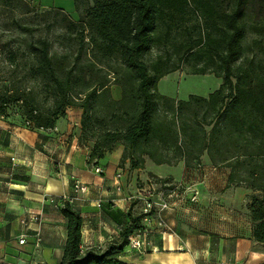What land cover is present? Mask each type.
I'll list each match as a JSON object with an SVG mask.
<instances>
[{"label": "trees", "instance_id": "16d2710c", "mask_svg": "<svg viewBox=\"0 0 264 264\" xmlns=\"http://www.w3.org/2000/svg\"><path fill=\"white\" fill-rule=\"evenodd\" d=\"M73 1L80 20L61 14L56 22L64 29L60 35L69 48L56 53L47 36H37L13 44L6 52L14 68L19 65L18 55L25 59V76L38 89L22 87V82H14V87L4 85L0 88V116L9 119L18 114L29 128L51 129L68 108H80L78 141L81 145L92 141L88 162L94 165L117 143L123 146L121 164L127 159L131 169L141 167L145 155L159 164L172 163L175 157L187 167H197L204 151L215 162V151L221 164L230 167L226 186L244 182L253 192L247 196L245 208L252 238L264 244V91L235 86L231 66L242 51L245 20L250 15L264 16V0ZM20 3L0 0L8 6ZM192 15L202 19L207 32L196 38L189 35L181 43L177 59L182 62L201 46L198 58H205L204 64L191 73H205L210 63L222 82L207 96L189 94L175 100L156 88L160 78L178 66H168L169 55L150 64L144 55L167 41L172 28L184 26ZM17 28L32 35L33 28L28 25L17 24ZM84 55L87 58L82 62ZM111 60L131 85V89H121L118 100L111 95L106 74H99L103 64ZM108 70L117 72L112 67ZM160 105L170 111L169 120L155 116ZM198 109L203 110L202 120L211 114L207 133L201 124L181 121L183 112L196 117ZM227 119L230 124L225 132L222 121ZM178 135L184 136L183 143ZM169 149L173 156L165 153ZM59 211L65 219V243L60 261L54 264H126L119 257L128 236L139 227L140 215L133 217L128 211V222L105 247L82 249L80 212L66 201Z\"/></svg>", "mask_w": 264, "mask_h": 264}, {"label": "crops", "instance_id": "0c3cea01", "mask_svg": "<svg viewBox=\"0 0 264 264\" xmlns=\"http://www.w3.org/2000/svg\"><path fill=\"white\" fill-rule=\"evenodd\" d=\"M114 88L111 95L118 100L121 89ZM81 112L77 107L68 108L51 129L29 128L25 122L19 127L0 116V158L6 157L10 166L0 173V264L60 261L65 243L60 201L63 195L73 193L74 180L88 186L72 204L82 217V249L105 246L128 222L129 195H121L114 186L119 170L115 165L123 146L114 145L97 164L102 172L95 173L87 164V149L78 141ZM87 145L90 150L92 141ZM179 173L183 177L176 182L186 191L165 213L170 233L163 240L153 239L157 247L153 252L121 254L119 258L126 264H264V244L251 236L244 194L225 188L229 172L225 171V184L218 186L211 183V176L205 180L207 173L217 176L214 166H184ZM197 173L203 181L193 176ZM29 213L38 220L28 224L26 242L19 244L23 230L19 220ZM36 230L41 237L39 245H35Z\"/></svg>", "mask_w": 264, "mask_h": 264}, {"label": "rangeland", "instance_id": "374dc122", "mask_svg": "<svg viewBox=\"0 0 264 264\" xmlns=\"http://www.w3.org/2000/svg\"><path fill=\"white\" fill-rule=\"evenodd\" d=\"M61 14L67 15L75 21L80 20L79 13L75 9L73 0H21L20 4L14 6L0 4V88L4 85H8V83L9 86L14 87V82L18 84L22 82V87H33V89H38V85L32 81H28L25 76L26 70L23 67L25 59L18 55L17 60L19 65L17 68H14L8 63L6 52H8V49L11 48L13 44L15 45L18 42L23 43V41H28L37 36H47L53 44L52 50L56 53L62 52L65 48H69L65 47L66 39L60 35L64 32V29L56 23L59 18L62 17ZM245 21L246 32L240 41L242 51L240 56L231 64L233 73L232 82L239 88L254 90L263 89L264 91V16L255 18L253 15H250ZM17 24L32 27V35L20 32L17 28ZM206 32L207 29L204 27L202 19L195 18L192 15L184 26L172 28L167 41L154 46L144 55L147 64L152 63L157 57L166 58L169 55L170 61L168 62V66H178L175 71L164 75L160 79L156 88L159 93L167 95L175 100H183L186 99L189 94L207 96L208 93L218 88L222 82V78L214 71L213 64L209 63L207 65V71L205 73H191L193 69L201 67L204 64L203 60H205V58H198L201 46L195 48L194 52L188 54L186 59L182 62L177 59L181 43L186 41L189 35L192 38H196L198 35L206 34ZM70 55L73 56L71 53ZM71 56L70 59H72ZM86 58L87 56L84 55L82 57V62H84ZM108 67H112V71L117 70V72L108 73ZM99 74H106V77L109 79V89H115L114 87L118 89H131V85L123 78L124 72L113 60L105 62ZM198 110L196 117L192 116L190 112H183L181 121L187 119L192 125H195L193 122L201 124L207 133L212 124L210 121L211 114H208L205 119L202 120L201 116L203 110ZM155 116L160 119L169 120L171 118V113L160 105L157 111H155ZM178 120L181 122L180 119ZM9 121L19 127H22L21 124H24L20 121V115L18 114H11ZM229 124L230 122L228 119L225 122L222 121V126H225V132L227 131L226 125ZM262 125H264V119ZM26 126L28 127V125ZM245 135L249 136L250 134L247 133ZM178 137L182 139L181 143H183L184 136L178 135ZM224 139L226 140L225 136ZM256 139L259 140L257 137ZM83 146L89 153L90 151L87 143L83 144ZM227 148L230 149L229 144L226 145L224 149L227 151ZM166 152L170 156L174 155L170 149L166 150L165 153ZM213 153L215 162L212 163L208 154L204 151L200 157L199 166L205 168L214 166L217 168V176L214 177L213 174L208 175L207 173L205 180L207 176H211L212 178L209 179L211 183H217L218 186L220 184H225V171L227 170L230 172V167L226 166V164H221L219 161L220 155L218 156V153L215 151ZM172 159V163L159 164L145 155L143 165L131 169L128 166L127 159L121 164L120 157L118 163L115 165L116 171L119 169L118 171L121 173L118 192L121 193V195L124 194L125 197L129 195L127 200L130 203L128 211L133 217L140 215V206L133 195H136L139 190L144 194L147 191L145 188L147 187L146 184H148V181H165V179H169L168 182H176L177 179L183 177V175L179 173L184 169L185 165L183 161L175 160V157ZM87 164L89 166H94L93 162H87ZM199 166L192 168H198ZM9 168L10 166H8L7 158L4 156L1 157L0 173L8 171ZM3 176L8 177L7 175ZM193 176L197 177V180H204L201 178L202 175H200V173ZM245 184L244 182H239L238 185H236L234 182L229 188L237 191L236 193L239 192L240 194H244L243 196L247 202V196L253 192L246 188ZM142 188H144V190H141ZM225 188H227V186ZM224 190L225 189L221 191ZM117 233H119V230ZM115 238L116 237L112 238L110 242L115 240ZM128 255L133 256L136 254L131 253ZM122 256L124 255L122 254Z\"/></svg>", "mask_w": 264, "mask_h": 264}, {"label": "built area", "instance_id": "2783aa9c", "mask_svg": "<svg viewBox=\"0 0 264 264\" xmlns=\"http://www.w3.org/2000/svg\"><path fill=\"white\" fill-rule=\"evenodd\" d=\"M27 125V122H26ZM95 173H101L102 169L99 165L92 166ZM120 171L115 174V189L119 190ZM146 192L143 194L139 190L136 195L137 203L140 206L139 227L136 228L127 239V243L123 248L122 254L128 255L134 253L138 256L148 252L157 250L153 245V239H165V236L170 233L169 225L166 222L165 213L175 206V199H178L186 191L184 185L180 182H168L164 180L148 181L146 184ZM171 187V188H170ZM73 193L71 195H63L60 205L63 201L73 204L79 194H85L88 191V186L79 180H74L72 183ZM141 190H144L142 188ZM198 192L195 190L194 194ZM194 197H192L193 199ZM37 215L29 213L27 217L19 220L22 227V232L18 237V243L26 242V230L30 222H36ZM35 245H39L41 241L40 235L35 232Z\"/></svg>", "mask_w": 264, "mask_h": 264}]
</instances>
